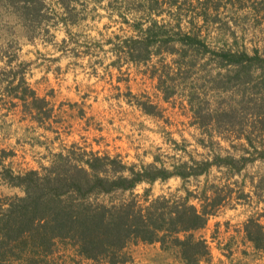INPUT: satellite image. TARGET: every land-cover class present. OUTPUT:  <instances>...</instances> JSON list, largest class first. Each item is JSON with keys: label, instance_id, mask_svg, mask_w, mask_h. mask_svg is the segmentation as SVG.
<instances>
[{"label": "rangeland", "instance_id": "rangeland-1", "mask_svg": "<svg viewBox=\"0 0 264 264\" xmlns=\"http://www.w3.org/2000/svg\"><path fill=\"white\" fill-rule=\"evenodd\" d=\"M152 20L175 39L174 52L161 48L134 63L120 45ZM183 34L200 43L189 47ZM224 50L264 58V0H0V160L15 174L42 172L70 149L109 154L137 168L154 156L156 165L171 168L233 155L238 172L221 161L186 181L193 193L207 187L209 199L221 197L196 232L211 251L199 264H264V250L243 229L249 216L264 224V69L255 65L246 74L224 67L217 57ZM21 74L48 101L50 115H30L9 96L18 78L13 85L9 79ZM140 103H150L153 114ZM222 115H234L232 122ZM179 187L174 176L133 192L147 189L153 198ZM23 194L0 175V203ZM124 253L118 264H185L175 248L158 242L130 243ZM54 258L106 264L80 259L68 246Z\"/></svg>", "mask_w": 264, "mask_h": 264}, {"label": "trees", "instance_id": "trees-1", "mask_svg": "<svg viewBox=\"0 0 264 264\" xmlns=\"http://www.w3.org/2000/svg\"><path fill=\"white\" fill-rule=\"evenodd\" d=\"M137 27L140 29V24ZM167 33L163 25L152 20L145 29H140L141 35L124 39L120 49L126 47L127 58L134 63L148 61L152 54H160L161 48L173 53L174 46L169 42L175 39ZM180 40L189 47L200 43L190 34H183ZM183 55L185 62L194 66L196 61L187 59V53ZM217 57L224 67L244 70L246 74L255 65L264 69V58L256 53L224 50ZM16 78L18 81L13 85ZM8 85H13L9 96L19 100L24 111L30 115H50L48 101L28 85L24 75H13ZM150 105L140 103L145 113L153 114ZM222 116L232 122L234 115ZM205 118L201 117L202 122ZM220 119L216 118L215 124ZM156 161L158 156H154V162L137 168L109 154L85 150L75 153L70 149L67 154L56 153V159L43 167L42 172L30 169L14 174L0 160L3 168L0 175L24 192L0 203V264H69L66 260L49 259L67 246L80 259L118 264L126 261L127 245L139 242H158L162 249L175 248L185 264L209 261L210 247L196 232L216 213L221 197L215 194L209 199L207 187L193 193L186 181L190 176L207 174L210 166L221 161L234 164L233 170L238 172L241 169L235 165L238 160L233 155L216 156L211 161L174 163L171 168L162 162L158 166ZM174 176L181 179V187L168 195L151 198L147 189L141 195L133 192L143 182L153 184ZM181 189L184 194L178 195ZM125 192L129 193L127 198L122 196ZM116 193L121 196L113 198ZM260 218L249 216L243 229L252 246L264 250V224ZM71 262L76 264L73 258Z\"/></svg>", "mask_w": 264, "mask_h": 264}]
</instances>
